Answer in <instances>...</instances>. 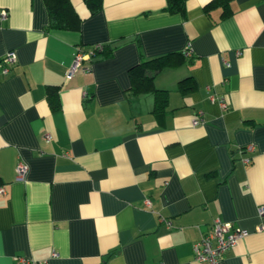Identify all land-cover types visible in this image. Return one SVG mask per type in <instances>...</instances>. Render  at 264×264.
<instances>
[{
    "label": "crops",
    "instance_id": "1",
    "mask_svg": "<svg viewBox=\"0 0 264 264\" xmlns=\"http://www.w3.org/2000/svg\"><path fill=\"white\" fill-rule=\"evenodd\" d=\"M184 1L104 0L92 15L71 0L81 28L64 30L44 0H0V264H208L193 246L215 220L247 231L219 264H264V0H231L227 15ZM96 43L112 55L68 78ZM188 46L154 78L167 97L132 90L143 57Z\"/></svg>",
    "mask_w": 264,
    "mask_h": 264
},
{
    "label": "trees",
    "instance_id": "2",
    "mask_svg": "<svg viewBox=\"0 0 264 264\" xmlns=\"http://www.w3.org/2000/svg\"><path fill=\"white\" fill-rule=\"evenodd\" d=\"M48 13L50 16V28L64 29V30H80L82 18L75 9L71 0H44ZM91 14H95L103 8L104 0H85ZM230 3L231 0H215L207 8L209 11L213 6H222L224 9V15L230 13ZM168 11L179 12L184 11L185 1L184 0H167ZM113 53V49L104 45L103 51L97 55L101 57H109ZM96 56V57H97ZM188 59L184 56L182 52H174L167 55H161L155 58L142 60L131 67L130 77L132 81V90L136 92H147L153 91L156 94H164L167 97V91L159 90L154 85V78L165 67H176L180 65L183 61ZM180 88L186 92L193 88L191 87L190 80L184 79L180 82ZM158 98H160L157 95ZM48 99L52 110H57L60 108L58 89L56 87L48 88ZM161 102L158 105H164L163 99L160 98ZM159 102V100H157Z\"/></svg>",
    "mask_w": 264,
    "mask_h": 264
},
{
    "label": "built area",
    "instance_id": "3",
    "mask_svg": "<svg viewBox=\"0 0 264 264\" xmlns=\"http://www.w3.org/2000/svg\"><path fill=\"white\" fill-rule=\"evenodd\" d=\"M8 16V11L3 10L0 14V21ZM104 43H96L92 50L88 52L78 51L75 55L74 62L72 63L68 78H71L73 74L80 70L82 72H88L91 70V66L87 65V62H91L97 55H99L104 49ZM185 57H192L193 51L188 46L183 51ZM17 61V54L14 51H9L2 63L4 64L5 74L9 73V66L13 65ZM213 99H217L213 97ZM224 107L227 106L225 100H221ZM205 121L203 115H199L194 119V124H200ZM48 139H52L51 135H47ZM253 146L246 147L247 151H251ZM251 159H244L245 163H249ZM29 172V165L24 161H19L16 166V179L19 181L25 180ZM0 192H5V187H0ZM150 203L149 200H147ZM260 213L264 214V206L260 207ZM247 235V231L237 227L233 222H223L221 220H215L211 230L201 236V238L194 243L193 250L194 256L197 260L207 262L208 264H219L223 259L225 253L232 247L236 246L241 238ZM14 264H42L41 261L34 259L33 257L18 255L14 257Z\"/></svg>",
    "mask_w": 264,
    "mask_h": 264
}]
</instances>
